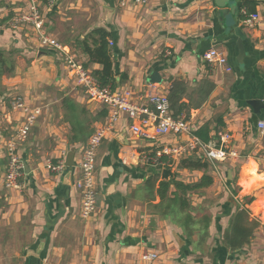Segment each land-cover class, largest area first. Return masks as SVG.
I'll list each match as a JSON object with an SVG mask.
<instances>
[{
    "label": "crops",
    "instance_id": "1",
    "mask_svg": "<svg viewBox=\"0 0 264 264\" xmlns=\"http://www.w3.org/2000/svg\"><path fill=\"white\" fill-rule=\"evenodd\" d=\"M244 1L235 0V9L226 17L214 0L177 5L160 0L147 5L125 0L42 3L47 32L93 74L103 65L90 59L86 47L98 41L95 29L108 32L112 89H130L144 104L153 83L156 91L167 92L172 105L183 107L194 133L208 125L209 142H219L228 133L237 152L236 158L223 162L220 173L211 163L207 170L180 167L184 159H200L197 155L172 166L123 164V153L143 151L150 143L130 133L132 121L122 114L98 149V209L85 219L81 191L75 185L80 149L107 121V110L74 88L64 61L40 43L33 28L13 27L12 17L27 7V0H0V50L10 66L0 72V264H264V211L252 212L257 201H264V182L246 192L238 183L249 158L258 163V172H264V131L259 128L264 109L255 114L248 103L264 102V0H253L260 15L253 28L242 23ZM238 26L246 34L243 64L234 31ZM212 47L226 52L231 71L203 60ZM17 97L42 106L43 113L18 150L24 163L21 187L8 189L6 142L24 116L11 107ZM171 137L158 141L176 142ZM48 159H64L65 170L52 173ZM165 168L184 183L198 182L205 174L212 177L211 185L187 194L191 217L172 200L174 186L165 200L158 195ZM234 181L233 192L229 185ZM246 199H251L246 206L256 225L248 243L231 249L225 232L238 203ZM215 200L213 214L203 211ZM7 251H15L16 258L11 253L5 257ZM146 251L156 252L157 259L142 260Z\"/></svg>",
    "mask_w": 264,
    "mask_h": 264
},
{
    "label": "built area",
    "instance_id": "2",
    "mask_svg": "<svg viewBox=\"0 0 264 264\" xmlns=\"http://www.w3.org/2000/svg\"><path fill=\"white\" fill-rule=\"evenodd\" d=\"M47 1L53 5L55 0H27V7L19 10L11 19L14 28L31 27L36 32L40 43L53 50L69 71L73 79L74 88L82 91L90 101L97 102L107 110V121L99 126L90 137L86 145L80 149L79 176L75 181L76 187L81 191L82 205L81 215L85 219L93 217L98 209V188L96 180V164L98 149L108 135L114 131L122 114H126L132 121L129 127L134 136L147 140L150 144L143 151L132 150L122 154L123 164L159 166L168 164L172 166L189 155H197L200 159L211 163L215 171L220 173L217 163L225 162L230 157H237L230 143V135L222 134L219 142H205L196 135L185 115H178L172 109V104L167 92L156 91L153 83H150L151 91L147 94V103L141 104L134 99L130 89L114 90L110 86H103L93 72L77 58L70 48L59 42L47 32L42 13V3ZM137 5H147L152 0H125ZM172 5H177L184 0H160ZM243 24L253 28L257 26L260 15L257 12L247 13ZM203 60L211 66H216L225 71H231L226 52L212 47L203 54ZM15 111H21L24 116L19 127L6 142L8 155L7 172L4 184L8 189L21 187L20 178L24 175V163L18 154V150L24 144L43 113L42 106H32L21 97H17L11 105ZM259 128L264 131V122H259ZM165 136H172L176 142L158 141ZM185 137V139H182ZM222 153V158H218ZM64 159L57 162L47 160V168L54 174H60L65 170ZM236 200L240 196L233 195ZM242 208H247L244 203ZM154 251H146L141 255L144 261L157 259Z\"/></svg>",
    "mask_w": 264,
    "mask_h": 264
},
{
    "label": "trees",
    "instance_id": "3",
    "mask_svg": "<svg viewBox=\"0 0 264 264\" xmlns=\"http://www.w3.org/2000/svg\"><path fill=\"white\" fill-rule=\"evenodd\" d=\"M243 5L246 8L247 13L255 12V2L253 0H245ZM241 17L244 19L245 15L242 13ZM94 33L98 34L99 39L96 41L94 47L87 46L86 52L92 61L99 62L103 65V69L101 71L94 72V75L98 78L103 86H112V58L108 48L107 39L109 34L104 29H95ZM9 69L10 66L7 65L4 59V52L0 50V72H5ZM171 98L173 99L172 95ZM172 107L175 109L176 115L183 112V107L181 105L178 106L173 104ZM195 133L205 142H209L211 140V137L209 136L210 128L208 125L198 129ZM208 166L209 163L202 161V159L188 158L180 162V167L191 170H207ZM212 182L213 179L209 174H205L200 179V181L192 184L180 182L175 178L172 180L164 179L159 183L158 195L160 196L161 200H165L169 195L170 187L174 186L176 192L173 193L174 198H172V200H175V202H180L182 212L191 217L187 194L192 191H198L208 187L212 184ZM249 202H251V199H248V201L246 199L243 203L246 205ZM241 204L242 203H238V212L232 216L230 225L224 236L226 245H228V247L231 249L241 247L245 243H248L256 225L254 221L252 222L249 219L250 217L248 208H242Z\"/></svg>",
    "mask_w": 264,
    "mask_h": 264
},
{
    "label": "water",
    "instance_id": "4",
    "mask_svg": "<svg viewBox=\"0 0 264 264\" xmlns=\"http://www.w3.org/2000/svg\"><path fill=\"white\" fill-rule=\"evenodd\" d=\"M214 2L216 6L220 8V12L223 15V17H226L228 14L232 13L233 10L235 9V0H214ZM234 31L236 36L238 37L237 40V45L239 48L238 61L240 64H243L244 58L246 56V50L244 46L246 34L240 26L236 27ZM248 103L253 108L255 114H261L262 110L264 109V102L260 99H252L249 100ZM73 156L74 153H71L68 161V165L70 166L73 165V160H72ZM162 177L166 180H171L175 177V175L171 172L170 169L165 168L162 172Z\"/></svg>",
    "mask_w": 264,
    "mask_h": 264
},
{
    "label": "clouds",
    "instance_id": "5",
    "mask_svg": "<svg viewBox=\"0 0 264 264\" xmlns=\"http://www.w3.org/2000/svg\"><path fill=\"white\" fill-rule=\"evenodd\" d=\"M223 154L220 153L218 158H222ZM258 163L249 158L248 163L245 164L241 170V176L238 183L242 186L243 190L246 192L253 184L257 182H264V172H258ZM264 211V201H257L252 206L253 214H258Z\"/></svg>",
    "mask_w": 264,
    "mask_h": 264
},
{
    "label": "rangeland",
    "instance_id": "6",
    "mask_svg": "<svg viewBox=\"0 0 264 264\" xmlns=\"http://www.w3.org/2000/svg\"><path fill=\"white\" fill-rule=\"evenodd\" d=\"M229 21H231V20H229ZM9 64H11V63H9ZM207 162V161H206ZM209 163V162H208ZM222 164H223V162L222 163H217V166H221V168H222ZM210 165V164H209ZM237 174H239V170H237ZM222 176H224V175H222ZM188 177H190V176H188ZM196 177V175L194 176V177H190V178H195ZM225 177V176H224ZM222 184H224L225 182L224 181H222L221 182ZM229 188L234 192V189H237V184H236V181H234V183H232L231 185H229ZM213 194V193H212ZM233 194H235V193H233ZM207 195H209V194H207ZM233 196V195H232ZM233 198V197H232ZM234 199V198H233ZM213 200V199H212ZM244 202V201H243ZM242 202V203H243ZM218 203V201H213L212 203H209V204H205V207L203 208V211H206L207 213H210V214H213L212 212H210V210H211V208L212 207H214L216 204ZM6 240H8L7 239V237L6 236H3ZM13 244V243H12ZM9 253H11L10 254V256L11 257H13V258H16L15 256V251H13V252H5L4 254H5V257H9Z\"/></svg>",
    "mask_w": 264,
    "mask_h": 264
}]
</instances>
